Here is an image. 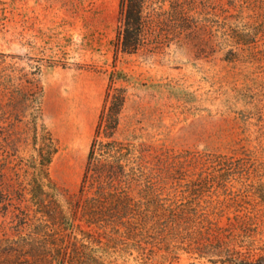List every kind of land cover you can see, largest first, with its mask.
Instances as JSON below:
<instances>
[{
	"label": "rangeland",
	"instance_id": "rangeland-1",
	"mask_svg": "<svg viewBox=\"0 0 264 264\" xmlns=\"http://www.w3.org/2000/svg\"><path fill=\"white\" fill-rule=\"evenodd\" d=\"M178 1L148 9L155 26L146 45L117 59L120 0H0V72L19 83L17 76L34 77L43 87V119L59 146L50 174L62 191L80 188L111 76L127 90L117 138L149 149L150 170L160 171L154 155L163 152L264 161V0H196L198 26L187 32L179 28ZM31 120L28 108L0 98V180L24 179ZM201 166L183 165L184 206L185 184L195 183L184 233L192 230L198 243L204 220H218L226 258L213 263L184 246L152 263L229 264L232 254L264 264V169L222 175ZM230 222L253 230L238 226L231 241Z\"/></svg>",
	"mask_w": 264,
	"mask_h": 264
},
{
	"label": "trees",
	"instance_id": "trees-1",
	"mask_svg": "<svg viewBox=\"0 0 264 264\" xmlns=\"http://www.w3.org/2000/svg\"><path fill=\"white\" fill-rule=\"evenodd\" d=\"M157 1L120 0L117 59L120 54H134L146 45L147 29L155 26L147 18V10ZM195 1L173 2L179 7L181 32L198 26L193 13ZM229 1L234 6L238 2ZM155 39L159 43L162 35L156 34ZM17 80L21 82L0 72V98L30 110L32 146L30 156L21 160L24 179L0 180V264H126L132 258L153 264L158 254L177 257L184 246L213 263L225 257L224 245L229 241L218 220H204L198 243L192 230L184 233L185 220L192 221L195 210L190 195L195 183L185 184L189 196L184 206L179 189L185 173L183 165L200 164L222 175H235L264 169V161L163 152L154 155L160 171L150 170L149 149L133 140L117 138L127 90L116 86L111 76L80 188L71 194L62 191L50 174L59 146L43 119V87L34 77L17 76ZM21 84H25V91ZM244 225L248 231L253 230L248 222H230L231 241L238 239V226ZM227 257L229 264L253 262L239 255Z\"/></svg>",
	"mask_w": 264,
	"mask_h": 264
}]
</instances>
